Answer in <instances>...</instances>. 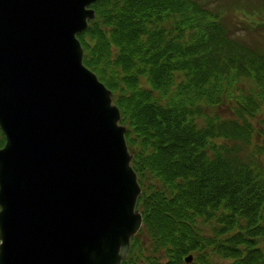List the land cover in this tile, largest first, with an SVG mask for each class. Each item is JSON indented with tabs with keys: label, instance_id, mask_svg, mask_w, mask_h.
<instances>
[{
	"label": "trees",
	"instance_id": "trees-1",
	"mask_svg": "<svg viewBox=\"0 0 264 264\" xmlns=\"http://www.w3.org/2000/svg\"><path fill=\"white\" fill-rule=\"evenodd\" d=\"M89 7L82 62L112 92L141 190L120 264H264V0Z\"/></svg>",
	"mask_w": 264,
	"mask_h": 264
},
{
	"label": "water",
	"instance_id": "water-1",
	"mask_svg": "<svg viewBox=\"0 0 264 264\" xmlns=\"http://www.w3.org/2000/svg\"><path fill=\"white\" fill-rule=\"evenodd\" d=\"M94 1L0 0V264H120L142 225L126 127L76 37Z\"/></svg>",
	"mask_w": 264,
	"mask_h": 264
},
{
	"label": "rangeland",
	"instance_id": "rangeland-1",
	"mask_svg": "<svg viewBox=\"0 0 264 264\" xmlns=\"http://www.w3.org/2000/svg\"><path fill=\"white\" fill-rule=\"evenodd\" d=\"M254 1V0H253ZM239 15V17L240 18H244L242 15H240V14H238ZM95 16V15H94ZM236 18H237V16H236ZM242 35L241 36H244V32L242 31V30H238ZM245 37V36H244ZM255 37V35H252V36H248V38L245 40L246 42H250V41H252V39ZM126 127V126H125ZM262 140H263V138H260V139H258L257 140V142H262ZM261 165H262V167L264 168V162L263 163H261ZM128 253V252H127ZM189 255H191V254H189ZM189 255H187L185 258H184V262L185 263H189L191 260H192V255H191V260L189 261V262H186L185 261V259L189 256ZM127 256V255H126Z\"/></svg>",
	"mask_w": 264,
	"mask_h": 264
}]
</instances>
